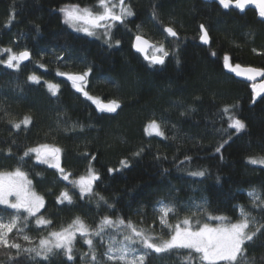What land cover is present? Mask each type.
<instances>
[{"label": "trees", "instance_id": "1", "mask_svg": "<svg viewBox=\"0 0 264 264\" xmlns=\"http://www.w3.org/2000/svg\"><path fill=\"white\" fill-rule=\"evenodd\" d=\"M68 4L96 10V0H0V50L31 54V61L19 71L0 64V170L21 166L32 189L44 197L40 214L52 224L46 230L29 221L25 232L34 243L76 217L95 226L105 215L166 234L156 211L158 201L176 206L177 214L169 216L172 224L191 217L194 227L197 220L213 225L208 214L235 222L238 205L264 223V214L252 207L247 195L256 189L264 196V167L248 163L249 158L264 157V95L253 103L252 86L237 81L224 66L227 55L233 65L264 69V21L257 11L225 10L215 0H126L134 15L111 30L109 47L102 35L90 37L63 22L59 9ZM201 24L209 34L207 47L200 41ZM164 27H173L178 39L168 37ZM137 34L164 43L169 55L163 65H150L132 51ZM58 56L63 59L57 60ZM4 59L5 53L0 54ZM57 68L73 73L91 68L89 95L104 103L117 100L120 108L115 113L99 112L56 75ZM32 74L41 77L40 84L28 81ZM45 81L59 85L55 96ZM225 106L245 123L240 133L228 128ZM25 116L32 118L27 129L22 125L17 131L9 122ZM153 119L162 124L167 139L145 133ZM44 143L61 149L60 164L72 174L70 179L86 176L91 164L100 175L94 191L113 206L100 202L97 207L95 196L80 199L78 188L62 180L56 169L36 163L34 154L20 163L27 148ZM221 143L224 147L217 153ZM141 148V155L134 156ZM121 160L130 166L109 173V168H121ZM199 170H205L204 177L188 174ZM65 190L72 195V204L57 203ZM203 202L205 210L197 212L196 205ZM0 209L8 220L13 210ZM17 242L30 246L19 238ZM246 247L249 260L264 264V229ZM96 250L103 259L105 248L98 239ZM85 252L88 246L77 236L73 261L54 252L39 264H85L81 260ZM182 255L151 253L145 264H181ZM19 260L37 264L27 254ZM0 264H9L2 253Z\"/></svg>", "mask_w": 264, "mask_h": 264}, {"label": "snow or ice", "instance_id": "2", "mask_svg": "<svg viewBox=\"0 0 264 264\" xmlns=\"http://www.w3.org/2000/svg\"><path fill=\"white\" fill-rule=\"evenodd\" d=\"M218 3L225 10L235 8L241 12L251 5L258 12L259 17L264 19V0H218ZM94 7L96 10L92 7H81L79 4H68L61 7L59 12L63 16V22L74 31L82 32L90 37L100 38L102 35L105 38V43L111 47V30L117 24H124L125 20L134 13L131 6L126 4V0H96ZM11 18L13 17L10 16ZM153 18L155 19V13H153ZM163 32L167 33L168 37L178 39V33L173 27H164ZM200 32L201 42L208 44L209 34L203 24L200 25ZM115 43L118 45L120 41L117 40ZM133 47L137 52L145 54V59L149 60L150 65H163L165 58L169 55L164 43H152L140 34L135 36ZM148 49H152L153 55H147ZM2 53L8 55L6 59L0 60V64L16 71L20 70L23 62L31 59L28 50L17 53L12 48H4L0 50V54ZM62 59L63 57H57V60ZM177 63H179L178 60ZM40 66L44 67L43 65ZM224 66L236 76H243L250 81H255L257 77H264V69L242 68L239 64L233 65L227 55L224 56ZM90 73L91 68L83 73L61 71L59 68L56 71L57 76L65 77L71 82L76 92L92 101L99 112L115 113L120 108V103L117 100L104 103L99 98L89 95L86 85ZM28 81L40 84L41 77L32 74L28 76ZM45 83L51 94L55 96L59 91V85L47 81ZM252 88L253 103H255V98L264 94V83L260 85L253 83ZM222 112L227 116L229 129H234L236 133H240L246 128L245 123L233 113L229 106H225ZM9 122L14 129L19 131L22 125L27 129L32 123V118L25 116L19 122ZM145 133L149 136L154 135L167 139L162 124L155 119L146 125ZM224 143L227 141L225 140ZM224 143L216 147L217 153L224 147ZM143 150L141 148L133 155L139 156ZM7 154L11 155V149H8ZM33 154L36 163L46 164L49 168L56 169L62 180L78 188L80 199L95 196L98 198L97 207L100 206V202L109 208L113 206L103 195L94 191L95 182L100 180V175L91 167V164L86 176L70 179L72 174L61 167V149L59 147L47 143L29 147L19 158L20 163L26 162L25 158H31ZM91 159L94 160L95 157L93 156ZM185 159L190 160L191 158L186 157ZM248 163L264 165V157L249 158ZM120 165V169L109 168V173L130 166L127 160H121ZM188 174L193 177H204L205 170L190 171ZM31 185L32 181L28 178V174L19 165L12 171L0 170V206H4V209L13 210L9 213L10 218L8 220L0 215V253L7 256L9 264H20L19 258L25 254L30 260H37V264H39V261H47L50 254L54 252H61L68 261H73L77 236L88 246V252L81 255V260L85 264H145L151 253L160 256L161 254L173 253L180 255L182 252L181 264H194L195 261H199V264H254V260H249L246 255V245L253 242L258 233L264 229V223L243 205L237 206L239 218L235 222L226 216L208 214L207 219L209 221L218 222L215 226L207 222L201 224L197 220L195 224L198 226L194 227L191 217H185L183 220H178L172 224L169 222V216L170 214L173 216L177 214L176 206L158 201L156 211L160 213L158 219L161 228L168 229L166 234L163 231L157 234L154 230L139 227L131 220L126 221L122 217L113 219L105 215L100 218L95 226H90L80 217H76L67 226L62 225L58 230H49L46 236L39 239L38 243H34L32 237L25 232L29 221H33L37 228L46 230L52 221L40 214L41 209L45 206V200L43 196L32 189ZM247 195L252 207L264 214V196L256 189H251ZM65 201L68 204L73 203V197L67 190L62 191L57 197V203H64ZM204 205L206 202H203V205H196L197 212L204 211ZM2 211L3 209H0V212ZM196 214L193 213V215ZM18 238L30 246H24L17 242ZM97 239L99 244L105 248L103 259H100L97 254Z\"/></svg>", "mask_w": 264, "mask_h": 264}, {"label": "water", "instance_id": "3", "mask_svg": "<svg viewBox=\"0 0 264 264\" xmlns=\"http://www.w3.org/2000/svg\"><path fill=\"white\" fill-rule=\"evenodd\" d=\"M215 1H218V0H215ZM250 7L254 8L253 6L249 5L246 9H248V8H250ZM254 9H255V8H254ZM236 10L240 11L239 9H236ZM240 12H241V11H240ZM257 13H258V12H257ZM260 19H261L262 21H264V19H262V18H260ZM200 41H201V40H200ZM134 42H135V37H134L133 40H132V45H131V47H132V51H133L135 54L140 55L142 58H145V54H144V53H140V52H137V51L135 50V48L133 47ZM201 44L204 45V46H206V47L209 45V43H208V44H204V43H202V42H201ZM149 50H150V49H148L147 54H148ZM30 61H31V59H30L29 61H25V62H23L21 65H26V64H28ZM242 68H245V67H242ZM226 71L229 72V73H230V74H231V75H232L237 81H239V82H243V83L248 84V85H250V86H252L253 83L258 84V85L264 83V77H257L255 81H250V80H247V79H246L245 77H243V76H236L235 73L230 72L227 68H226ZM61 78H62L63 80H66L67 82L71 83V82L68 81L65 77H61ZM252 92H253V91H252ZM263 95H264V94H262L261 96H263ZM261 96L256 97V98H255V101H256L258 98H260ZM253 98H254V94H253Z\"/></svg>", "mask_w": 264, "mask_h": 264}, {"label": "rangeland", "instance_id": "4", "mask_svg": "<svg viewBox=\"0 0 264 264\" xmlns=\"http://www.w3.org/2000/svg\"><path fill=\"white\" fill-rule=\"evenodd\" d=\"M20 52V51H19ZM18 53V52H17ZM7 53H5V59L7 58ZM151 55H153V54H151ZM150 55V56H151ZM12 70H14V69H12ZM258 85V84H257ZM252 91H253V88H252ZM251 165H253V164H251ZM254 166H259V167H261V166H263L264 167V165H260V164H256V165H254ZM248 193V192H247ZM14 199V198H13ZM156 208H157V206H156ZM160 214V213H159ZM218 222L217 221H214V224H213V226H215L216 224H217ZM161 232V231H160Z\"/></svg>", "mask_w": 264, "mask_h": 264}, {"label": "flooded vegetation", "instance_id": "5", "mask_svg": "<svg viewBox=\"0 0 264 264\" xmlns=\"http://www.w3.org/2000/svg\"><path fill=\"white\" fill-rule=\"evenodd\" d=\"M148 56H150V50H149V52H148V54H147Z\"/></svg>", "mask_w": 264, "mask_h": 264}]
</instances>
